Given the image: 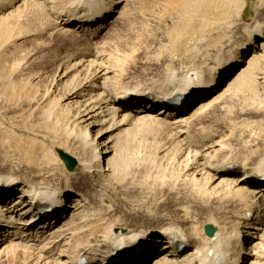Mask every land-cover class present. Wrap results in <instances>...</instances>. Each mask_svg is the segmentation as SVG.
Segmentation results:
<instances>
[{
  "label": "rangeland",
  "instance_id": "1",
  "mask_svg": "<svg viewBox=\"0 0 264 264\" xmlns=\"http://www.w3.org/2000/svg\"><path fill=\"white\" fill-rule=\"evenodd\" d=\"M80 1L55 0L56 10ZM48 5L46 0H0V177L17 184L68 190L67 208L76 188L82 190L87 183L97 211L81 208L88 220L68 226L80 240L92 235L96 242L102 241L105 225L187 228L192 222L195 231L205 235L203 228L211 218L221 226L227 224L232 232L230 221L245 210L247 201L219 200L211 194L198 197L183 180L187 161L178 150H183L182 138L174 140L172 130L162 124L144 123L122 132L118 119L108 121L99 136L117 143L124 166L114 174H82L83 152L77 142L81 127L75 125L78 122L84 128L87 123L75 121L76 104L70 109L74 100L67 98L79 92L91 72L89 61L109 68L107 78L112 79L107 89L111 92L125 84L165 90L173 82L167 80L173 73L174 83L197 70L208 73L209 67L218 66L232 48L244 42L255 23L264 24V0H127L119 8L121 18L116 20L114 13L94 39L52 31L55 16L46 9ZM253 45L234 70L251 58ZM261 56L257 62L260 92H245L252 80L248 76L241 90L181 128H187L184 131L195 140L203 138L202 132L218 129L224 149L211 160L213 164L230 154L240 164L264 165V52ZM80 61L81 66H76ZM226 85L224 81L221 87ZM77 101L80 105L81 100ZM198 107L194 103L188 114ZM95 130L88 131L92 138ZM57 149L76 159L73 172L66 171ZM94 163L93 170L99 167ZM60 248L56 253L64 254L66 247ZM29 249L1 253L0 264H41ZM63 258L54 255L50 263L58 264Z\"/></svg>",
  "mask_w": 264,
  "mask_h": 264
},
{
  "label": "bare ground",
  "instance_id": "2",
  "mask_svg": "<svg viewBox=\"0 0 264 264\" xmlns=\"http://www.w3.org/2000/svg\"><path fill=\"white\" fill-rule=\"evenodd\" d=\"M46 1L49 4L46 9L55 16L52 31L94 39L105 29L114 13L116 20L121 18L122 11L119 13V8L127 0H81L79 3H69L62 10H56L55 0ZM246 34L244 42L232 48L218 66L209 67L208 73L197 70L178 83H174L176 77L174 79L173 73L172 77L167 78L173 82L168 83L171 86L165 90L160 86L148 89L125 84L111 92L107 89L112 79L107 78L109 68L101 69L89 61L91 72L79 87V92H73L67 98L74 100L68 105L70 109L76 104L72 115L75 121L87 123L84 128L78 122L75 125L81 127L77 142L83 152L82 174H114L124 166L125 161L118 152L117 143L103 141V136H99L102 125L108 121L118 119L122 132L144 123L162 124L172 130L174 140L182 138L179 143L183 150H178L180 154H185L183 161H187L183 180L193 186L198 197L211 194L219 200L247 201L245 210L230 221L234 226L232 232L226 228L227 224L223 227L211 218L202 232L205 234V228H211L212 236L198 234L192 222L188 221L187 228L177 224L139 229L105 225L102 241L96 242L92 235L80 240L73 236L74 230L68 226L88 220L87 213L79 211L81 208L97 211L89 196L90 187L87 183L82 185V190L76 188L78 191L72 197L74 201L67 208L71 197L68 190L48 188L49 185L38 188L26 182L17 184L0 177V254L11 248H30L36 252L41 264H51L50 258L54 255L64 257L58 264H264V165L240 164L230 154L213 164L212 159L224 149L223 140H218V129L202 132L203 138L201 136L196 140L184 131L187 128L181 129L212 109L228 94L241 90L248 76L252 83L248 81L245 92L259 91L261 77L258 78L257 62L264 52V24L255 23ZM258 38L260 40L253 45ZM252 45L254 50L249 55L251 58L234 70L236 64L247 57ZM82 63L78 62L76 66ZM224 81L228 85L222 88ZM177 99L180 101L177 102ZM196 102L199 107L188 114L189 108ZM68 113H72L71 110ZM90 128H96L95 138L89 134ZM170 146L172 149L178 148L177 145L176 148L172 147L175 145ZM93 162L99 166L94 170ZM237 172L241 174L236 179ZM11 198H14L12 202ZM31 209V216H27ZM60 246L66 247L64 254L56 253Z\"/></svg>",
  "mask_w": 264,
  "mask_h": 264
},
{
  "label": "water",
  "instance_id": "3",
  "mask_svg": "<svg viewBox=\"0 0 264 264\" xmlns=\"http://www.w3.org/2000/svg\"><path fill=\"white\" fill-rule=\"evenodd\" d=\"M56 153H57L59 159L65 163L67 171L73 172L76 169L77 161L75 159H73L72 157H70L65 152H63L59 149L56 150ZM205 234L207 236H212L213 235L212 229L211 228H205Z\"/></svg>",
  "mask_w": 264,
  "mask_h": 264
}]
</instances>
